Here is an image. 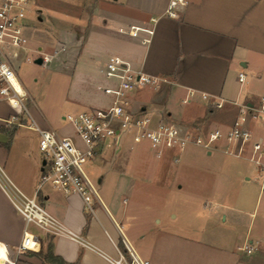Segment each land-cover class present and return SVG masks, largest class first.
Returning a JSON list of instances; mask_svg holds the SVG:
<instances>
[{
    "label": "crops",
    "instance_id": "1",
    "mask_svg": "<svg viewBox=\"0 0 264 264\" xmlns=\"http://www.w3.org/2000/svg\"><path fill=\"white\" fill-rule=\"evenodd\" d=\"M83 1H91V13L84 16H74L71 9L52 15V9L39 8L40 13L44 8L51 11L49 21H61L65 39L46 51L50 61L45 63L71 68L59 71L69 72L77 86L71 102L75 113L109 104L110 98L101 89L108 85L101 68L112 55L165 80L155 88L150 102L136 99L141 88L132 92L134 108H147L155 119L173 120L195 136L229 129L240 105L257 104L264 95V0H187L178 18L165 14L170 0ZM38 19L43 21L42 15ZM72 21L79 23L73 42L68 29ZM131 26L152 27L150 41L130 36ZM43 31L41 39L50 44L53 32ZM41 48L45 45L39 44L37 49ZM89 64H98L95 73ZM240 72L245 73L243 81ZM190 92H194L192 97ZM171 98L183 102L189 98L204 109L191 110L178 120ZM13 113L8 102H0V132L9 137L0 142V163L11 180L33 196L42 162L30 155L18 160L14 150L23 152L27 147L21 129L35 138L37 151L39 135L26 127L7 125ZM34 116L44 128L56 129L43 112ZM210 123L215 128L207 132L204 127ZM69 126L66 134L75 137ZM255 126L261 130L254 132ZM250 128L253 140L262 144L257 153L252 142L219 140L212 150L192 142L180 160L171 159L169 152L161 164L145 158L133 160L138 143L130 135L112 141L94 161L101 170L97 180L103 202L95 203L94 214L85 211L77 194L68 195L47 184L38 194L48 211L88 245L64 236L48 237L43 251L25 252L16 264H44V253L58 255L69 264H113L111 259L118 257L119 248L125 249L124 242L150 264H264V126L251 123ZM200 164L219 180L209 193L192 194L193 220L174 222L178 218L175 208L166 207L158 198L182 188L174 176L176 169ZM24 227L22 215L0 188V264L14 258Z\"/></svg>",
    "mask_w": 264,
    "mask_h": 264
},
{
    "label": "built area",
    "instance_id": "2",
    "mask_svg": "<svg viewBox=\"0 0 264 264\" xmlns=\"http://www.w3.org/2000/svg\"><path fill=\"white\" fill-rule=\"evenodd\" d=\"M187 3V0H170L165 14L178 18ZM35 5L36 0H0V102H8L14 108V113L6 120L7 125L26 127L38 133V151L42 162L39 186L33 196L25 194L0 163V188L25 221L23 238L15 249L14 258L8 257V264H16L25 252L43 251L48 237L64 236L88 245L80 234L48 211L38 194L43 185L49 184L65 194L79 195L84 201L85 211L94 214L95 203L103 202L98 180L90 177L87 168L112 141L119 142L122 137L130 135L135 143L148 142L157 159L171 152L177 161L192 142L208 150L221 139L243 145L252 142L255 153L262 149L261 142L253 140L250 124L264 126V95L260 96L257 104L240 105L229 129L216 128L206 135L195 136L173 120L155 119L153 111L133 107L130 101L132 92L145 86L157 88L165 80L134 68L115 55L110 56L101 68V73L108 80V85L101 86V89L110 98L109 104L62 116V120L73 127L75 137L61 134L55 128L40 126L28 106L31 95L18 76L22 62L20 51L27 49L30 40L31 14L38 12V17L40 13ZM156 20L153 18L152 22ZM141 31L148 35L141 36ZM153 32L152 27L139 26H131L127 31L144 43L150 41ZM41 50L37 49V52ZM43 60L49 62L50 58L46 55ZM244 77L245 73L240 72L241 81ZM193 95L194 92H190V96ZM203 97L208 96L203 94ZM189 101V98L184 100ZM124 245L125 249L119 248L118 257L111 259L113 264H150L126 242ZM248 251L251 249L248 248Z\"/></svg>",
    "mask_w": 264,
    "mask_h": 264
},
{
    "label": "rangeland",
    "instance_id": "3",
    "mask_svg": "<svg viewBox=\"0 0 264 264\" xmlns=\"http://www.w3.org/2000/svg\"><path fill=\"white\" fill-rule=\"evenodd\" d=\"M35 7L36 9H39L40 7H48L53 10L51 13L52 15L55 13V11L64 13V11L68 9H71V12L74 16H84L86 13H91V1L84 3L83 0H78L76 2H71L70 0H36ZM46 11L47 10L44 8L43 13H39L42 15L43 21L39 19L37 22L35 21L38 12L31 14V23L33 24L34 22L35 25H31L29 28L31 32V38L27 44V49L20 55L22 57V62L19 67L18 76L25 89L32 96L28 104L32 115L34 116L36 112L39 114L43 112L61 134H66V130H70V126L64 121H61L60 116L68 113H75V110L71 106V102L73 101V96L77 93V86L75 82L72 81V76L69 72H62L59 70L63 69V71H70L71 68L65 66L64 64H47L45 62L38 64L35 62L36 58L40 56L45 57L47 55L46 51L51 52L55 45H59V43L63 42L65 39L61 36L63 29L61 21L58 19H52L49 21V14L51 11H48V13ZM78 24L79 23L76 21L68 23V26H70L68 29L71 33L70 38L72 39V42L75 41L76 35L79 31ZM43 28L53 32L54 38L50 44L45 43L41 39V36H43L44 33ZM39 44L45 45V49L42 48L41 50L42 52H37V47ZM97 65L98 64H89V69L92 73L96 72ZM80 67L81 65H78L77 69H80ZM155 93L156 89L154 87L145 86L139 90L136 99L138 101L143 100L150 102ZM134 99L135 97L130 98L132 104L135 103ZM170 101L174 102L173 108L176 112V118L178 117V120L184 119L186 116L185 114L191 110L196 109L202 112L204 109L203 107L199 108V106L193 100L189 101L188 103H184L182 99L171 98ZM179 112L181 115L178 114ZM38 121H40V124L42 123L40 118L37 120V122ZM204 128L205 131L208 132L214 129L215 125L210 123ZM253 129L254 132L261 130L258 126H255ZM19 134L24 137L27 147L23 152H21L19 149L14 150V154H17V159L19 160L21 155H24L26 158L30 155L32 158H35L37 162H41V156L37 151V143L35 144V138H33L29 131H26L25 129H21ZM223 140L225 139H221V141ZM202 148L206 149L204 147ZM209 150H212V147ZM132 158L133 160L145 158L152 161L153 163L158 164L164 162L165 159H157L150 149L148 142L146 141L136 145V149L133 151ZM171 159L174 158L171 156ZM204 167H206V165L200 164L199 167L181 166L180 168L176 169L177 171L174 172V176L176 181L178 180V182H180L182 188H174L171 191L165 193L162 199L160 197L158 198V200H162L164 203H166V207L175 208L174 211L178 213V218L174 219V222L181 224L189 220H193L194 210L193 203L191 204L192 194L205 192L209 193L213 189L215 182L219 180L218 175H215V173H210L209 171L205 170ZM3 168L7 172L5 166H3ZM87 171L90 177L95 180L98 179V175L101 170L99 169L98 164L93 162L91 165H88ZM46 186L50 185L47 184ZM32 229L36 230L35 227H32Z\"/></svg>",
    "mask_w": 264,
    "mask_h": 264
},
{
    "label": "trees",
    "instance_id": "4",
    "mask_svg": "<svg viewBox=\"0 0 264 264\" xmlns=\"http://www.w3.org/2000/svg\"><path fill=\"white\" fill-rule=\"evenodd\" d=\"M44 264H69L62 257L55 254H42Z\"/></svg>",
    "mask_w": 264,
    "mask_h": 264
},
{
    "label": "water",
    "instance_id": "5",
    "mask_svg": "<svg viewBox=\"0 0 264 264\" xmlns=\"http://www.w3.org/2000/svg\"><path fill=\"white\" fill-rule=\"evenodd\" d=\"M35 62L38 64H42L44 62L43 57L40 56L36 58ZM8 139H9L8 135H6L3 132H0V142H6L8 141Z\"/></svg>",
    "mask_w": 264,
    "mask_h": 264
}]
</instances>
